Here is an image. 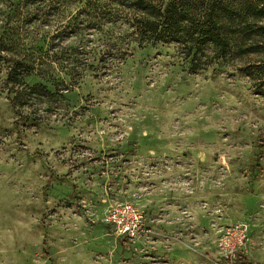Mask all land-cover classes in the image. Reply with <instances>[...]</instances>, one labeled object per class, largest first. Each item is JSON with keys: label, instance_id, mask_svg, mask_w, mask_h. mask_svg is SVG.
Returning <instances> with one entry per match:
<instances>
[{"label": "rangeland", "instance_id": "rangeland-1", "mask_svg": "<svg viewBox=\"0 0 264 264\" xmlns=\"http://www.w3.org/2000/svg\"><path fill=\"white\" fill-rule=\"evenodd\" d=\"M40 43L23 83L0 61V264H225L235 222L241 258L264 264V47L194 67L174 43L123 60L94 36ZM124 201L153 216L150 238L101 222Z\"/></svg>", "mask_w": 264, "mask_h": 264}, {"label": "trees", "instance_id": "trees-1", "mask_svg": "<svg viewBox=\"0 0 264 264\" xmlns=\"http://www.w3.org/2000/svg\"><path fill=\"white\" fill-rule=\"evenodd\" d=\"M44 36L51 50L56 38L94 36L98 47L122 54L120 60L130 55L132 43L138 48L174 43L194 67H202L198 56L209 49L217 59L263 49L264 0H0V61L10 62L7 83H23L42 71L45 41L38 42ZM73 47L80 49L78 44ZM37 87L43 88L33 84L30 89ZM19 92L10 102L23 118L14 100Z\"/></svg>", "mask_w": 264, "mask_h": 264}, {"label": "built area", "instance_id": "built-area-1", "mask_svg": "<svg viewBox=\"0 0 264 264\" xmlns=\"http://www.w3.org/2000/svg\"><path fill=\"white\" fill-rule=\"evenodd\" d=\"M112 234L126 241L146 240L154 234L144 210L134 202L111 204L101 217ZM249 231L242 222H235L223 230L217 239L219 258L225 264H235L248 241Z\"/></svg>", "mask_w": 264, "mask_h": 264}, {"label": "crops", "instance_id": "crops-1", "mask_svg": "<svg viewBox=\"0 0 264 264\" xmlns=\"http://www.w3.org/2000/svg\"><path fill=\"white\" fill-rule=\"evenodd\" d=\"M103 215V214H102ZM147 215V214H146ZM148 221H149V224L152 226V228L154 229V225H155V221L153 219V216L151 217H148ZM121 240H124V239H121ZM126 241V240H125ZM243 254V252L241 253Z\"/></svg>", "mask_w": 264, "mask_h": 264}, {"label": "bare ground", "instance_id": "bare-ground-1", "mask_svg": "<svg viewBox=\"0 0 264 264\" xmlns=\"http://www.w3.org/2000/svg\"><path fill=\"white\" fill-rule=\"evenodd\" d=\"M146 214V213H145ZM147 216V215H146Z\"/></svg>", "mask_w": 264, "mask_h": 264}]
</instances>
